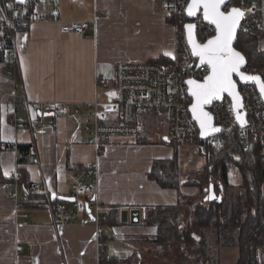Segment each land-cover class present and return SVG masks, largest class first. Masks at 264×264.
<instances>
[{"label":"crops","instance_id":"crops-1","mask_svg":"<svg viewBox=\"0 0 264 264\" xmlns=\"http://www.w3.org/2000/svg\"><path fill=\"white\" fill-rule=\"evenodd\" d=\"M36 10L33 20L15 36L19 74L30 102V107L20 112L32 126L16 128L9 122L12 104L6 103L0 110V264H99L93 219L56 224L50 198L69 201L73 173L79 165L96 160L97 199L103 205L120 208L177 204L179 191L160 186L148 175L155 158L174 153L168 124L163 123L165 132L160 140L152 139L147 132L124 134L112 137L97 153L87 142L83 128L87 110L62 113L53 131L49 127L54 117L52 102L60 100L83 107L97 91L102 94L96 76L111 75L119 60L143 61L161 55L171 58L176 50L175 27L159 0H42ZM48 10H56L61 22L95 19L93 31H62L61 22L40 18ZM3 64L1 60L0 98L12 91ZM18 143L32 144L29 178L43 186L32 194L46 195V203L35 200L27 205L28 223L13 219L14 201L8 197L11 173L17 167ZM181 176L182 183H189L187 176ZM182 191L184 195H198L200 188L193 183L183 186ZM105 232L110 254L119 255L111 249L113 245L121 253L131 251L119 256L128 258L133 254L141 260L142 252L152 249L141 247V243L156 236L157 226L144 219L139 223L122 221L105 226ZM19 244L23 245L21 250H17Z\"/></svg>","mask_w":264,"mask_h":264},{"label":"built area","instance_id":"built-area-1","mask_svg":"<svg viewBox=\"0 0 264 264\" xmlns=\"http://www.w3.org/2000/svg\"><path fill=\"white\" fill-rule=\"evenodd\" d=\"M42 0H24L3 4L0 1V51L4 55L3 71L8 81L11 82L12 91L9 96L0 98V110L3 105L10 103L14 109L9 112L8 120L16 128L31 127L30 119L21 113L23 108L28 109L30 102L23 90V81L19 74V53L16 45V34L33 20V14ZM162 2L166 13L173 17L175 27L176 50L169 61L157 59L143 61L119 60L114 65L111 75H97V87L103 89L96 92L94 99L82 105H72L60 100L52 102L54 117L49 122V127L57 129V117L62 113L87 110L88 117L84 123L87 142L92 144L96 152L111 140L115 134H139L146 128L143 121L118 122L117 120L128 115V108L133 107L138 113H160L167 119L168 138L180 143H195L198 151L204 156L212 155L213 146H222L226 140L225 133L235 129L240 138L248 141L255 138L260 151L264 153V97L253 82L242 80L237 74L234 80L242 100V109L245 113L244 124H241L235 115L233 101L229 94L213 100L207 109L214 117V122L219 127L217 134L202 136L199 125L192 115L190 106L192 96L188 89L187 79L203 80L210 72L207 64L200 63L188 45L185 35V24L195 25V37L200 42H206L216 34L214 24L208 22L201 11L194 17L186 13L190 0H159ZM241 8L244 15L240 21L242 29H260L264 31V0H227L224 10ZM33 8L32 14L29 13ZM38 15V14H36ZM43 20L61 22L56 10L44 12ZM93 20H69L61 22V30L90 34L93 31ZM246 74L260 76L264 83V65L247 63L241 68ZM17 151V167L11 173L14 178L8 197L14 201V217L16 221L29 222L27 201L31 200L32 191L43 189L40 181L28 179L24 187L19 178L22 176L18 162L20 155ZM24 169L31 172L30 163H24ZM98 168L96 160L78 166L72 175L71 195L73 200L50 198L49 205L54 223L65 224L84 220L91 217L97 225L96 237L101 256L110 257L107 250V239L102 219L112 206H105L97 199ZM30 180V181H29ZM90 208V211L88 210ZM121 221L139 223L145 219L148 208L146 205L138 207H117ZM90 213L92 216H90ZM23 248L17 245V250Z\"/></svg>","mask_w":264,"mask_h":264},{"label":"trees","instance_id":"trees-1","mask_svg":"<svg viewBox=\"0 0 264 264\" xmlns=\"http://www.w3.org/2000/svg\"><path fill=\"white\" fill-rule=\"evenodd\" d=\"M0 1L7 4L16 0ZM32 12L33 8H30L29 13ZM170 18L173 20V17ZM234 45L246 56L248 63L264 65V31L239 28ZM155 59L163 62L170 60L164 55ZM1 60L4 61L2 51ZM117 121H144L146 128L143 133H150V126L163 124L167 119L162 114L145 115L129 107L128 115L121 116ZM225 135L224 144L213 146L210 150L212 155L205 156L204 167L194 172L199 179V201H191L182 191V187L188 183L181 181L178 155L180 142L170 140L174 145L173 155L155 158L152 162L149 177L162 187L176 188L179 191V202L147 208L144 220L147 224L156 225L157 233L154 238L144 242L158 251L166 246H173L174 251L180 254L178 264H224V252L231 247L238 250L235 264H264V153L260 151L255 138L243 140L235 129L227 131ZM138 141L148 140L139 138ZM16 147L20 152V164L32 162L31 143H18ZM233 166L240 175L237 183L230 180ZM20 170L22 176L19 181L27 187L29 174L23 167ZM213 177L216 178L215 181L211 179ZM10 181L13 182L14 178L10 177ZM211 184L215 192L213 199L209 197L207 190ZM35 200L42 203L45 200L46 203V195L34 192L26 204L29 205ZM120 222L122 221L116 206H112L102 219L104 227ZM132 259L135 257L123 258L111 254L108 258L101 256L99 264H123L131 262Z\"/></svg>","mask_w":264,"mask_h":264},{"label":"snow or ice","instance_id":"snow-or-ice-1","mask_svg":"<svg viewBox=\"0 0 264 264\" xmlns=\"http://www.w3.org/2000/svg\"><path fill=\"white\" fill-rule=\"evenodd\" d=\"M225 0H192L188 6V14L194 15L197 10L203 8L204 18L216 26L218 35L214 39L208 40L204 45L193 43V53L200 57L202 63L211 68V75L207 77L205 83L189 81L193 86L192 94L197 99V104L193 106L196 118L200 120L201 128L209 126L208 114L203 112V105L210 103L213 97H217L222 92L234 93L235 83L231 79L233 73H238L244 58L239 52L231 48L233 32L244 15L243 11L232 8L227 14L221 11V5ZM189 30L194 26L188 25ZM191 39V36H190ZM245 79L259 82V77H243ZM261 91H264V83H260ZM235 98V97H234ZM239 106V101L237 100ZM239 118V115H238ZM217 131V129H211Z\"/></svg>","mask_w":264,"mask_h":264},{"label":"rangeland","instance_id":"rangeland-1","mask_svg":"<svg viewBox=\"0 0 264 264\" xmlns=\"http://www.w3.org/2000/svg\"><path fill=\"white\" fill-rule=\"evenodd\" d=\"M144 122V121H143ZM152 139H162L163 133L165 132V124H160L158 126L149 127ZM120 135L124 134H115L112 137L114 138H120ZM118 136V137H117ZM198 145L195 143H180L178 145V155H179V164H180V172L183 175V177H186L189 179L188 184L193 185V183L199 184V179L195 177L194 172L202 169L204 167L205 158H203L202 154L198 151ZM182 177V176H181ZM215 181L216 178H211ZM232 179V180H231ZM193 180V181H192ZM197 180L196 182H194ZM230 180L233 183H237L240 180V175L238 173V170L235 166L230 171ZM182 181V178H181ZM209 185V184H208ZM207 185V186H208ZM198 186V185H197ZM195 190H197L195 188ZM198 191V190H197ZM263 192H264V186H263ZM196 193V192H194ZM191 193L188 195L191 201H199V197L197 194ZM196 195V196H194ZM145 243V244H144ZM147 242H142L141 247H148ZM111 249L118 253L119 255L123 254H131V251L128 253H121V251H117L113 245H110ZM165 249L158 251L156 248H152L151 250H148L147 252H142V258L139 259H132L129 263H123V264H178L180 254L177 253V251H174V247H168ZM131 256H134L133 254ZM126 257V256H124ZM238 258V250L234 247H231L224 252V264H235L236 260Z\"/></svg>","mask_w":264,"mask_h":264},{"label":"water","instance_id":"water-1","mask_svg":"<svg viewBox=\"0 0 264 264\" xmlns=\"http://www.w3.org/2000/svg\"><path fill=\"white\" fill-rule=\"evenodd\" d=\"M16 1H17L18 3H23V2H24V0H16ZM226 1H227V0H225V2H226ZM191 2H192V0H190L189 4H190ZM225 2H224V4H225ZM189 4H188V6H189ZM224 4L221 5V11H224V12L227 14L228 12L231 11V9H229V10H224V9H223ZM188 6H187V9H188ZM235 8L242 10L241 8H238V7H235ZM187 9H186V13H187L188 16L194 17V16H196V15L201 11V13L203 14V17H204V13H203V8H202V7H201L199 10H197L196 13H195L194 15H189ZM241 19H242V17L240 18V20H239V22H238V24H237V26H236V28H235V30H234V32H233L232 40H231V48H232L234 51L239 52L240 55L244 58L243 63L240 65L239 72H238V73H233L232 76H231V79H232L233 82L235 83L234 93H233V94H230V93L227 92V91H226V92H222V93H220L219 96H217V97H213V98L211 99L210 103H211L213 100H215V99L221 98L223 94H226V93L229 94V95L231 96V98H232V101H233V107H234V110H235L236 118H237V120H238L241 124H244V121H245V113H244V110L242 109V100H241V96H240L239 91H238V86H237V83H236L235 80H234V76H235V74H237L242 80H246V81H248V82H253V83H255V84L257 85L258 90L260 91V93L262 94L263 97H264V91H261V88H260V83H263L262 80H261V78H260V76H258V75H256V74H246V73H243V72L241 71V68L247 63V58H246V56H245L240 50H238V49L235 47V45H234L235 40H236V38H237L238 30H239V28H240V21H241ZM207 21L210 22L209 20H207ZM210 23H211V22H210ZM188 25H193L194 27H193L191 30H189V28L187 27ZM215 27H216V26H215ZM185 35H186V39H187L188 45L190 46L192 52H193V43H192L193 41H194L196 44H199V45H204V44H206V43L208 42V41H206V42H200V41L195 37V25H194L193 23H186V24H185ZM216 35H218L217 30H216V34H215L212 38H210L209 40L214 39V38L216 37ZM190 36H191V39H190ZM193 54H194V53H193ZM194 56L198 58V61H199L200 63H202L201 60H200V57H198V56L195 55V54H194ZM209 75H211V68H210V72L208 73V75H207L203 80H200V81H199V80H194V79H191V78H189V79L186 80V82H187V84H188L189 92H190V94H191V96H192V98H193L192 103H191V106H190V110H191L192 115L194 116V118L196 119V121H197V123H198V125H199L200 132H201V135H202V136H209V135L217 134L218 131H219V127H218V125L215 124L213 115H212L211 112H209V110L207 109V106L210 104V103H207V104H204V105H203V112L207 113V114H208V117H210L211 119H210V122H206V123L209 125V126L206 127V129H205V128H201L200 120H198V119L196 118V115H195L194 112H193V106L197 104V99H196V97L192 94V88H193V86L190 85L188 82H189V81H196L197 83L203 84V83H205V81L207 80V77H208ZM243 77H259V82L255 81V80L245 79V78H243ZM234 97H235V98H234ZM237 100L239 101V106H238V104H237ZM238 115H239V118H238ZM211 129H217V131H212ZM210 192H211V193H210L209 197H210L211 199H213V198L215 197V192H214V190H213V185H211V190H210ZM68 198H69L70 200H73V196H70V197H68ZM88 210L90 211V208H89V207H88ZM90 216H92L91 213H90Z\"/></svg>","mask_w":264,"mask_h":264}]
</instances>
